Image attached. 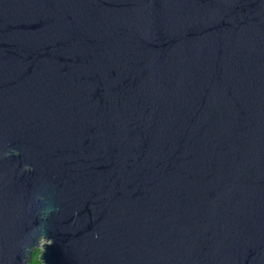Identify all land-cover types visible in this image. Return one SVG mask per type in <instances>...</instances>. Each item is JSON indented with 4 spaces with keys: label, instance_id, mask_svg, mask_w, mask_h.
Masks as SVG:
<instances>
[{
    "label": "water",
    "instance_id": "95a60500",
    "mask_svg": "<svg viewBox=\"0 0 264 264\" xmlns=\"http://www.w3.org/2000/svg\"><path fill=\"white\" fill-rule=\"evenodd\" d=\"M6 148L0 264H264V0H0Z\"/></svg>",
    "mask_w": 264,
    "mask_h": 264
},
{
    "label": "clouds",
    "instance_id": "9594fccd",
    "mask_svg": "<svg viewBox=\"0 0 264 264\" xmlns=\"http://www.w3.org/2000/svg\"><path fill=\"white\" fill-rule=\"evenodd\" d=\"M19 155L17 149L6 148L5 150L0 151V158H6L11 155ZM32 166L29 164H24L22 171H31ZM39 200H44L45 197L39 195L37 197ZM53 211L52 207H47L43 209L42 219H46L48 214ZM53 239L49 238L44 231H41L38 234L37 241L34 245H31L27 248V255L23 257L22 264H46L44 260V253L46 251V246L52 245Z\"/></svg>",
    "mask_w": 264,
    "mask_h": 264
}]
</instances>
